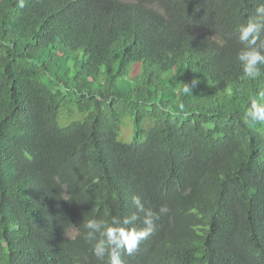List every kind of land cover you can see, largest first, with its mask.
Returning <instances> with one entry per match:
<instances>
[{"label": "trees", "instance_id": "trees-1", "mask_svg": "<svg viewBox=\"0 0 264 264\" xmlns=\"http://www.w3.org/2000/svg\"><path fill=\"white\" fill-rule=\"evenodd\" d=\"M260 3L0 0V264H101L83 223L133 196L168 211L122 264H264V125L241 119L264 67L243 77L236 38Z\"/></svg>", "mask_w": 264, "mask_h": 264}, {"label": "clouds", "instance_id": "clouds-1", "mask_svg": "<svg viewBox=\"0 0 264 264\" xmlns=\"http://www.w3.org/2000/svg\"><path fill=\"white\" fill-rule=\"evenodd\" d=\"M24 3L25 0H18L20 8L24 7ZM261 33H264V0L256 7L255 15L236 29V38L242 45L237 59L245 79H257L264 67ZM195 84L196 81L191 85L184 83L182 92L191 94ZM241 119L248 127L264 125V91L258 97L250 98ZM132 205L135 211L131 215L113 216L110 220L91 218L84 221L83 239L91 245L92 254L101 264H122L121 253L133 256L140 244L152 235L159 215L168 211L166 206H161L158 213L150 207L146 208L139 196L132 197ZM137 221H141L143 227H137Z\"/></svg>", "mask_w": 264, "mask_h": 264}, {"label": "rangeland", "instance_id": "rangeland-1", "mask_svg": "<svg viewBox=\"0 0 264 264\" xmlns=\"http://www.w3.org/2000/svg\"><path fill=\"white\" fill-rule=\"evenodd\" d=\"M136 69H137L136 67H132V72H134ZM129 123H130V121L127 120L126 124H125L126 126L124 125V127L122 128L123 133H124V135H123L124 137H128L130 132H131V126H129Z\"/></svg>", "mask_w": 264, "mask_h": 264}]
</instances>
